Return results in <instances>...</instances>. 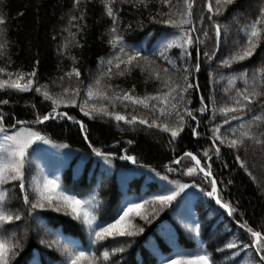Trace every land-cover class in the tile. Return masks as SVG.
I'll return each mask as SVG.
<instances>
[{
	"label": "trees",
	"instance_id": "trees-1",
	"mask_svg": "<svg viewBox=\"0 0 264 264\" xmlns=\"http://www.w3.org/2000/svg\"><path fill=\"white\" fill-rule=\"evenodd\" d=\"M209 3L216 7V0H195L192 11L193 26L197 31L192 35L199 37L201 42L189 49L190 57H181V49L177 47L169 49L167 55L175 61L173 66L161 58L158 51L166 39H172L179 33L176 29L154 23L151 19L158 9L166 13L169 8L161 5L159 0H152L147 8L142 5L133 7L131 3L116 0L113 8L119 20V34L124 37V44L129 51L135 48L154 63L144 65L143 71L140 67H131V71L124 75H117L118 70L112 65L109 77L107 73L110 66L107 61L119 54V46L113 47L109 43L112 20L107 16L102 0H80L78 5L75 0H0V15L6 21L5 25H0V31L4 33L0 43H5L3 55H0V68L6 69L0 73V80L10 79L7 75L9 72L13 73V80L17 78V73H36L33 87L28 92H20L7 86L0 88V100L8 101L7 104H0V114L6 118V124H14L18 119L30 124L37 114L49 113L52 100L45 99L43 91H48L53 99L63 97L66 100L70 93L65 94L64 89L78 88L80 94L76 97L77 105L61 104L57 111L67 112L75 120L82 122L86 129V132H81L79 124L67 120V117L49 119L37 126L24 125L40 131L50 141L48 144L64 148L67 154L65 163L61 160L54 162L55 159L44 157L41 149L46 155L48 153L39 144V151L32 153L31 163L26 165V185L30 199H35L33 177L37 180L43 176L58 177L62 189H67L68 193L75 194L77 198L94 195L95 200L85 207L96 215L98 221L103 222L115 217L125 200L138 201L139 198L158 193L161 185L166 182L161 181L155 175L156 172L167 175L169 180L189 185L176 200L160 210L154 219L151 216L152 205H144L141 211L149 215L151 223H146L133 214L132 223L144 228L135 238H108L95 243L92 242L95 237L90 235L88 227L81 220L51 208L36 209L29 216L28 206L23 204V194L19 192L18 185H0V191L6 190L8 193L7 207L20 209L22 216V220L14 224L17 233L24 237V247L18 250L12 264H30L34 257L38 258L40 264H66L67 256L62 250L65 245L78 247V250L95 255L98 264H107L103 261L102 253L115 246H123L124 251L110 252L109 260L114 264H163L165 258H174L177 248L189 255L206 252L214 264H254L259 260L252 247L250 234L240 224L246 221L253 230L264 234V147L246 141L244 147L232 149L227 143L220 144L216 141V146L220 148V155L217 157L210 139V129L214 125H220L222 133L229 137L232 133L228 131L229 124L223 123L224 116L218 111L213 119V105L209 98L215 101L218 108L233 102L236 89L247 88L251 91L255 88L261 95L253 101V111L239 113L240 119L231 120L230 124L235 128L239 123L246 124L254 113L261 114L258 104L264 101V77L257 74L253 83L252 76L257 69L264 68V25L258 26L260 34L254 38L257 47L251 57L233 62L229 67L221 65L219 61L228 58L239 45L245 44L243 29L259 16L264 0H233L231 4H223L221 14L213 16L212 21L207 19L211 15L207 7ZM172 4L182 8L183 0H172ZM214 22L221 26V37L216 55L208 60L204 53L211 54L217 49L212 27ZM201 30L207 31L208 36L205 37ZM197 48L200 71L193 70L188 79L198 85V88L189 89L185 97L186 101H191L187 103L188 108L199 109L201 97L208 104L206 113L193 112L200 121L199 126L185 115L184 130L173 140L169 132L159 127H148L138 121L128 124L100 112H92V104L97 107L103 105L109 112H118L128 119L136 115L151 123L154 117L143 106L133 105L129 101H110L102 97L88 99V87L91 85L94 93H105L108 97L125 91L138 97L166 92L168 89L163 86V80L170 76L183 84V68L194 69ZM143 63L141 61L142 65ZM73 67L78 69L79 77L74 74L71 77L65 75ZM124 68L121 64L119 71ZM163 68H167L168 73H164ZM153 69L160 71L159 79L151 75ZM245 70L247 82L237 79L229 84L232 75ZM27 79L25 76L20 83H26ZM97 79L99 84L96 83ZM37 82L38 85L46 86L40 93L35 91ZM85 100L88 101L86 111L92 112L91 116L84 115L78 106ZM177 110L183 114V102ZM169 111L172 109L169 108ZM156 116L159 117L158 112ZM165 121L174 123L176 117L158 119V123ZM258 123L259 127L254 126L252 130L264 132V122ZM190 126L197 128L198 136L192 135ZM19 127L17 125V129ZM85 135L88 140L84 139ZM89 144L99 148L101 152L110 153L108 162L97 157ZM206 149L211 160L203 157ZM29 151L32 152V149ZM185 152L196 155L201 160V166L210 163L212 177L206 180L203 173L199 172L187 175L186 168L193 166L195 162L190 157H185ZM123 155L134 156L137 163L132 166L129 162H122L120 156ZM237 155L244 162V168L236 161ZM177 159H180L178 164L174 162ZM53 162L54 165L50 166ZM44 163H48V166L45 167ZM168 168L174 171L169 172ZM56 170L61 171L57 177L53 172ZM212 178L217 181L219 197L235 209L230 217L216 205L213 198L206 195L211 190ZM92 204L96 207L93 208ZM194 221L198 222L195 232L191 230ZM55 240L60 241V247L56 244L49 247L48 243ZM228 242H235L237 248L228 249ZM243 244H248L249 248H243Z\"/></svg>",
	"mask_w": 264,
	"mask_h": 264
},
{
	"label": "snow or ice",
	"instance_id": "snow-or-ice-1",
	"mask_svg": "<svg viewBox=\"0 0 264 264\" xmlns=\"http://www.w3.org/2000/svg\"><path fill=\"white\" fill-rule=\"evenodd\" d=\"M78 5L80 0H75ZM104 7L106 9L107 16L112 20V26L110 28L111 39L109 43L113 47L119 46V54L114 56L112 59L107 61L108 65V75L111 76V66L114 65L118 70L117 75H124L125 72H130L131 67H140L141 71L144 70V65H149L154 63L150 60L149 57L143 56L140 51L135 48L128 50V46L124 44V37L119 34V20L115 14L113 4L116 3V0H102ZM122 3H131L133 7L142 5L144 8H147L149 3L152 0H121ZM195 0H183V7L177 8L172 4V0H159V3L164 7H168V12H161L159 9L156 11V14L153 19L154 23H160L168 25L173 29H176L179 33L174 36L172 39H166L165 43L161 46L158 51V54L161 58H164L168 64L175 66V61H173L168 55V50L177 47L181 49V57H190L191 52L189 51L194 45L199 44L201 41L199 37H194L192 33L196 32L197 29L193 26V5ZM233 0H216V7L214 8L211 3L207 5L208 12L211 13L207 17L209 21L213 20V16L221 14V5L231 4ZM166 17V18H165ZM81 19L83 17H80ZM76 19V17H73ZM203 20V17L200 18ZM5 18L0 15V25H5ZM190 27H185V26ZM259 25H264V7L259 9V16L256 17L254 21L245 25L243 31L246 35V42L244 45H239L237 50L233 52L228 58H223L219 63L225 67H229L233 62H239L245 60L247 57H251L257 43L254 38H257L260 34L258 28ZM215 36L217 49L214 50L211 54L208 52L204 53V56L211 60L213 56L216 55V51L219 47L220 37H221V26L219 23H213L212 25ZM205 37L208 36V32L201 30ZM4 36V33L0 31V38ZM5 48V43H0V55H3V49ZM197 51V63L194 65V69L184 67L182 70V80L183 84L174 81L170 76L163 80V86L168 90L166 92H158L154 95H145L143 97H138L131 95L129 92L125 91L122 94H117L113 97H108L105 93H94L91 85L86 91V96L88 99L103 98L110 101H129L133 105H141L145 109L149 110V113L153 115L151 123L146 118L138 117L133 115L130 119L126 116L116 112H109L107 109L101 105L97 107L96 104L91 105L92 112H100L105 116L114 117L116 121H125L128 124H134L137 121L141 125H146L148 127H159L165 132H169L171 139H175L179 136L180 132L184 130L185 125V115L190 117L191 120L197 122L199 126L200 121L197 120V117L193 115L194 111H199L201 114L208 111V104L205 103L204 97L200 98V108L193 109L188 108L187 103H190V100L186 101L185 93L189 89L198 88V85L189 82V75L194 70L196 72L200 71L199 63V49ZM156 55V53H154ZM143 61V65L141 64ZM186 62V61H185ZM125 66L123 71H119L120 65ZM6 69L0 68V73L5 72ZM164 73H168L167 68H163ZM76 77L80 76L78 69L75 67L72 68L71 72L66 73L65 75L71 77L72 75ZM257 74L261 77H264V68L257 69L252 76L253 83L257 79ZM10 79L0 80V88L7 86L8 88L17 89L20 92H28L33 87V78L35 77V71L31 73H17V78L15 80L11 79L13 73H7ZM151 75L155 78H160V71L156 69L152 70ZM27 76V82L21 84L20 81ZM63 79V78H61ZM237 79H244L247 82V70L240 72L239 74H234L229 78V84H233ZM264 82V81H262ZM96 83L99 84V79L96 80ZM38 85V82H37ZM46 86L38 85L35 87V91L40 93L42 88ZM228 91V89H225ZM64 93L68 95V98L65 100L61 97L59 100L53 99L48 91H43V96L45 99L52 100V109L49 113L45 115L37 114L33 124H43L44 121L49 119H63L67 117V120L73 121V123L79 124L80 131L86 132L85 126L82 122L75 120L74 117L69 115L67 112L57 111L58 107L61 104L67 105H77L76 97L79 96L80 92L78 88L69 90L68 88L64 89ZM261 93L256 91L253 88L251 91L245 88L243 90L236 89L235 97L232 98L231 104H225L220 107H216L215 101L209 98L210 102L213 105V119L215 118V112H219L224 116L223 123L229 124V129L232 133V136L229 137L221 132L220 125H214L210 130L212 136L210 139L213 141V148L215 150V155L219 157L220 148L216 146V141H219L220 144L227 143V146L232 149H239L244 147L246 141H252L257 145L264 147V132H254L252 129L254 126L259 127L258 122H264V101H261L258 104L261 114H253L251 120L246 124L239 123L237 127H232L230 124L231 120H239V113L247 111H253L252 104L253 101L260 96ZM149 101H154L155 103L150 104ZM183 102V114H181L177 109L180 103ZM7 100H0V104H7ZM88 101L85 100L82 104L78 105L80 111L86 116H91L92 112L86 111V106ZM114 106V104H113ZM169 108L172 111H169ZM159 113V117H176L174 123H169L167 121L163 123H158L159 117L156 116V113ZM232 113H237V115H230ZM6 118L3 114H0V185H5L12 183L13 186L18 185L19 192L23 194V204L28 206L27 213L31 216L36 209H45L51 208L54 211L60 212L64 211L66 215H71L76 220H81V222L86 225L89 229L90 235L94 236L95 239L92 241H103L108 238H117L123 237L127 239L135 238L140 233L144 231L143 227H138L132 223V216H139L140 219L144 220L146 223H151L149 215L143 214L141 209L144 205H152L151 216L154 219L160 210L169 206L176 198L180 195L184 189L188 188L189 185L186 183H179L175 180H169L167 175H160L156 172L155 175L159 177L161 181H165L166 184H162L158 193H153L148 195L147 198H139L138 201L125 200L118 210L115 217L109 221H98L96 215L90 211L85 205L91 204L95 200V196L92 195L88 198H77L75 194L68 193L67 189H62L59 178H49L47 176L41 177L37 180L33 177L34 181V193L35 199H30L29 194L27 193L26 185V165H30V157L33 152L39 151V144H48L50 141L46 136L42 135L40 131L35 130L33 127H24L28 122L23 120H16L14 124H6ZM17 125L20 127L17 129ZM191 127V126H190ZM191 132L193 136H198L196 127H191ZM85 140H88V136H84ZM131 143V141H129ZM33 145H36L33 148ZM67 147V145H63ZM89 147L92 148V152L95 153L97 157H101L108 162V158L111 155L110 153L101 152L99 148L92 147L89 144ZM32 149V152L29 150ZM185 157H190L192 161L195 162L193 166L187 167L185 172L187 175H192L193 173L199 172L203 173L204 178L207 180L212 177L211 164L206 163L205 166H201V160L197 158L192 152H185ZM203 157L207 160H211L209 151L206 149L203 152ZM120 159L131 161L133 164H136V158L131 155L120 156ZM182 159V158H181ZM236 161L240 164L241 168H244V162L241 160L240 156L235 157ZM175 163H180V159L174 161ZM226 166V165H225ZM168 171H174L172 168H168ZM168 185H175V188H170ZM211 190L206 192V195L215 200V203L219 205L220 208L224 209L229 216H232L235 209L232 208L227 202L222 201L218 195L217 181L215 178L210 180ZM57 189H62L57 191ZM55 193V195H53ZM7 191H0V264H12L13 259L18 255V250H22L24 245L22 240L23 236L17 233L15 230L16 225L14 222L21 221V210L20 209H10L7 207L8 201ZM92 207L95 208L96 205L92 204ZM194 226L191 229L193 232L197 230L198 222H193ZM240 227L245 229V231L250 234L252 240V247L255 248L256 254L259 256V260L254 262V264H264V234L261 231H255L253 228L249 227L247 222L240 224ZM41 243H44L41 240ZM52 244H56L60 247V241L55 240L48 243V246L51 247ZM228 249L235 250L237 244L235 242H228L226 244ZM243 248L248 249V244H243ZM63 252L67 256L66 264H98L97 258L95 255H90L84 250H78V247L71 246H62ZM124 251L123 246L111 247L109 250H105L102 253L103 261L107 264H114L109 260L110 252L122 253ZM30 264H40L38 258L34 257L33 261ZM163 264H214L209 255L206 252H201L197 255H189L182 253L179 248H177L174 258L168 257L165 258Z\"/></svg>",
	"mask_w": 264,
	"mask_h": 264
},
{
	"label": "rangeland",
	"instance_id": "rangeland-1",
	"mask_svg": "<svg viewBox=\"0 0 264 264\" xmlns=\"http://www.w3.org/2000/svg\"><path fill=\"white\" fill-rule=\"evenodd\" d=\"M40 145L43 147V149L48 153L47 155L42 151L41 149V153L44 155V157L50 158V159H55L54 162L56 160H61L62 163H65L67 161V154L64 150V148L60 147V146H54V145H50V144H43L40 143ZM54 162L50 164L54 165ZM131 162V161H130ZM132 163V162H131ZM45 167L48 166V163H44ZM52 171V170H51ZM55 173V177H57V175H59L61 173V171L56 170L53 171Z\"/></svg>",
	"mask_w": 264,
	"mask_h": 264
},
{
	"label": "water",
	"instance_id": "water-1",
	"mask_svg": "<svg viewBox=\"0 0 264 264\" xmlns=\"http://www.w3.org/2000/svg\"><path fill=\"white\" fill-rule=\"evenodd\" d=\"M218 189V188H217Z\"/></svg>",
	"mask_w": 264,
	"mask_h": 264
}]
</instances>
